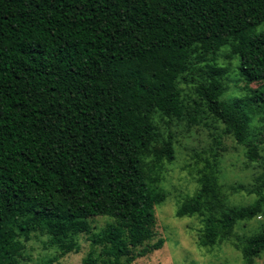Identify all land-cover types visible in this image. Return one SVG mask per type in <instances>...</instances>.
Wrapping results in <instances>:
<instances>
[{
  "label": "trees",
  "instance_id": "16d2710c",
  "mask_svg": "<svg viewBox=\"0 0 264 264\" xmlns=\"http://www.w3.org/2000/svg\"><path fill=\"white\" fill-rule=\"evenodd\" d=\"M262 21L264 0H0V264H19L32 230L67 249L68 236L104 212L115 218L100 237L106 264H121L142 243L159 192L140 154L154 134L152 110L183 115L180 73L192 74L199 100L258 160L240 104L222 98L227 84L186 60L194 50L213 61L226 45L243 80H264V32L252 33ZM252 98L264 107V86ZM172 155L168 133L153 160ZM199 184L180 214L215 197L206 173ZM254 212L210 213L205 231ZM263 247L255 238L247 253Z\"/></svg>",
  "mask_w": 264,
  "mask_h": 264
},
{
  "label": "rangeland",
  "instance_id": "374dc122",
  "mask_svg": "<svg viewBox=\"0 0 264 264\" xmlns=\"http://www.w3.org/2000/svg\"><path fill=\"white\" fill-rule=\"evenodd\" d=\"M261 32L264 21L252 30L253 34ZM186 61L227 84L222 98L240 104L247 121L246 142L257 144L259 159H247L244 144L237 143L199 100L192 74L176 75L183 115L177 118L152 110L154 134L140 154L143 173L147 180H154L159 192L154 218L142 243L124 256L121 264H264V247L255 254L247 253L255 238L264 239V107L252 98L264 80H243L239 59L226 45L217 49L213 61H200L194 50ZM168 133L172 135V158L156 164L153 150L163 146ZM204 173L210 178L215 197L205 201L206 209L201 212L180 214L181 203L199 189ZM254 205L253 215L234 219L228 229L221 228L216 234L205 231L208 214L219 216ZM87 220L86 229L68 236L70 247L65 250L44 231L32 230L27 239L21 237L19 264H85L88 256L91 264L108 263V244L100 237L115 224V218L104 212ZM142 249L147 250L139 254Z\"/></svg>",
  "mask_w": 264,
  "mask_h": 264
}]
</instances>
